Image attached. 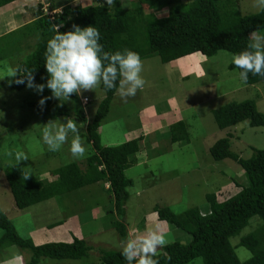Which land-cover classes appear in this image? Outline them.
I'll return each mask as SVG.
<instances>
[{
    "label": "rangeland",
    "instance_id": "obj_1",
    "mask_svg": "<svg viewBox=\"0 0 264 264\" xmlns=\"http://www.w3.org/2000/svg\"><path fill=\"white\" fill-rule=\"evenodd\" d=\"M47 1L32 0L31 3L34 2L33 7L41 3L43 11L52 15L58 9L50 10ZM237 1L240 15L259 11L255 0ZM78 3L91 4L92 0H79ZM12 5L6 8L12 9ZM163 13V10L154 12L157 16ZM2 42L0 40V44ZM10 51L0 48V208L18 234L29 238L34 245L70 242L76 237L91 247L87 255L79 259L41 258L37 264H102L97 251L122 248V239L109 225V221L119 218L107 212L110 198L103 181L83 185L22 209L13 203L4 177L6 168L20 166L47 183L56 178L52 173L65 164L75 162L82 166L92 149L85 140L86 124L75 118L83 125L78 127L81 128L85 155L79 159L71 157L68 151L71 134L59 151L48 150L42 141V129L50 120L39 116L27 105L29 101L37 100L39 94L26 87L21 90L11 87L12 75L22 57H13ZM14 53L18 54L17 51ZM232 56L219 50L211 57L195 52L169 63H161L157 56L141 59L143 89L126 101L115 91L98 135L102 146H117L143 135L140 151L135 154L137 162L124 171L130 185L126 188L128 197L120 220L126 229L135 230V237L153 230L161 234L167 232L165 243L174 240L187 243L189 235L164 221H157L154 208L167 207L179 215L197 207L203 213L208 210L207 193L215 192L216 199L221 201L245 185L242 169L234 161L229 158L213 160L208 152L216 140L228 133L232 134L230 150L242 158L250 157L254 148H264L263 127H251L243 121L219 129L211 114L212 109L223 104L247 99L254 100L258 110L264 112V81L253 85L241 82L237 71L229 68ZM102 96L99 86L95 90L82 91L79 96L64 102L70 109L69 115L51 120L64 122V118L72 117L83 103V112L89 121ZM178 120L188 125V142L171 147L167 126ZM253 228L245 226L239 235ZM238 236L231 237L230 242L243 262L250 253L236 245ZM29 255L28 249L12 246L0 251V264H24ZM188 264H203V261L198 257Z\"/></svg>",
    "mask_w": 264,
    "mask_h": 264
},
{
    "label": "trees",
    "instance_id": "obj_2",
    "mask_svg": "<svg viewBox=\"0 0 264 264\" xmlns=\"http://www.w3.org/2000/svg\"><path fill=\"white\" fill-rule=\"evenodd\" d=\"M15 0H0V7ZM50 1V2H49ZM79 0H48L50 10L58 9L52 15L45 13L41 3L33 10V28L28 35H36L33 45L25 43L24 31L3 36L0 40L2 51L13 52L18 60V68H34V83H44L47 73L44 69V52L47 41L54 33L52 25L59 26L60 32L71 30L72 25L81 28L96 27L104 50L115 52L129 49L139 53L141 59L157 56L161 63L192 53L205 57L214 56L219 50L232 55L244 49L253 30L264 31V11L240 15L237 0H114L113 7H107L104 0H92L82 5ZM46 5V4H45ZM148 10L149 12H145ZM163 10V15L155 11ZM9 38V39H8ZM25 43V44H24ZM15 51L18 52L14 53ZM230 69H236L232 63ZM16 72V71H15ZM43 77L44 79H41ZM18 77H13L12 81ZM264 81V77L249 73L245 84L253 85ZM15 90L24 84L11 83ZM103 96L98 102L92 117L87 121L83 107L74 111L75 118L85 127V140L92 153L83 165L70 162L56 169L55 179L43 183L36 176L20 166L6 168L4 177L13 203L22 209L58 194L98 181L108 183L110 210L119 219L109 221L120 238H127V230L120 220L124 216V204L128 197L127 186L130 180L125 176L126 168L137 162L136 152L140 150L142 136L128 140L117 146H102L98 129L106 116L114 96L113 90L105 91L99 86ZM41 96L50 97L47 88L39 98L27 105L48 120L67 116V104L56 99H48L43 108L38 106ZM76 95L72 94L74 99ZM211 114L219 129H226L246 121L251 127L264 128V112L258 110L254 100L231 101L212 109ZM188 125L181 120L167 126L171 147L188 142ZM231 133L216 140L209 148L213 160L229 158L242 169L245 185L228 198L218 201L215 192L207 193L205 199L208 210L201 212L191 207L176 215L167 207H155L157 220L166 222L189 235L187 243L177 240L167 242L156 253L158 264H188L200 257L203 264H264V148L253 149L250 157L242 158L230 150ZM82 167V168H81ZM26 177V178H25ZM254 226L244 235H239L245 226ZM0 251L15 246L28 249L30 255L24 264H37L41 258L79 259L91 249L82 239L72 238L70 242H46L34 245L29 238L21 237L14 224L0 208ZM239 235V236H238ZM238 236L237 246L245 248L250 256L240 262L235 254L231 237ZM118 250H99L98 260L102 264H126ZM134 264L136 262L134 261Z\"/></svg>",
    "mask_w": 264,
    "mask_h": 264
},
{
    "label": "clouds",
    "instance_id": "obj_3",
    "mask_svg": "<svg viewBox=\"0 0 264 264\" xmlns=\"http://www.w3.org/2000/svg\"><path fill=\"white\" fill-rule=\"evenodd\" d=\"M104 3L113 7L114 0H104ZM255 6L264 11V0H255ZM52 32L54 35L47 41L44 52L46 81L34 83L35 69L21 67L12 75L18 78L10 82L24 84L37 94H42L45 88L50 90V97L41 96L38 100L39 107L43 108L48 99H56L60 104L69 102L72 94L79 96L82 91L95 90L100 85L105 91L115 88L123 101L143 89L145 80L141 75L143 64L139 53L129 49L105 51L100 43L101 34L94 26L81 28L74 24L71 30L60 32L59 26L52 25ZM231 63L239 69L241 82H247L249 73L264 77V31L253 30L246 47L232 56ZM80 125L75 114L65 117L64 122L50 120L42 129V141L50 152H57L71 134L68 151L72 158H82L86 148ZM104 188H108V183H104ZM164 243L161 233L149 230L146 235L121 241V255L126 264H134V261L136 264H158L154 257Z\"/></svg>",
    "mask_w": 264,
    "mask_h": 264
},
{
    "label": "crops",
    "instance_id": "obj_4",
    "mask_svg": "<svg viewBox=\"0 0 264 264\" xmlns=\"http://www.w3.org/2000/svg\"><path fill=\"white\" fill-rule=\"evenodd\" d=\"M31 1L32 0H15L6 4L5 6L0 7V39L7 34L9 35V33L12 34L14 32L15 33L20 32L21 30L24 31V33L26 34L25 43H27V45L30 46L35 43L36 35L32 34L31 36H29L27 33L28 31L33 29V28H27L28 25L31 26L30 23H32V21L34 20V14L32 10L33 7L32 4L34 2L31 3ZM10 4H14L12 5L13 8L7 9L6 7ZM22 8L24 10H22ZM27 12H29V15H27L28 14ZM143 127L145 126L143 125ZM126 230L128 235L127 238L135 237L136 234L135 233L133 234L135 230H129V229ZM138 232L140 233L141 231L138 230ZM166 233L167 232L162 233L163 237L164 235H166Z\"/></svg>",
    "mask_w": 264,
    "mask_h": 264
}]
</instances>
